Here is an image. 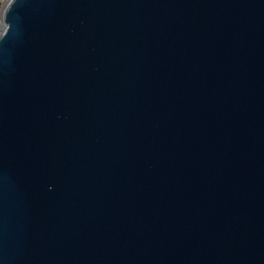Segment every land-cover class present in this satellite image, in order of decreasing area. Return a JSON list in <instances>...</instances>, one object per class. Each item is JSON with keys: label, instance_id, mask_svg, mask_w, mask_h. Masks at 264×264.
<instances>
[{"label": "water", "instance_id": "1", "mask_svg": "<svg viewBox=\"0 0 264 264\" xmlns=\"http://www.w3.org/2000/svg\"><path fill=\"white\" fill-rule=\"evenodd\" d=\"M0 264H264V0H9Z\"/></svg>", "mask_w": 264, "mask_h": 264}, {"label": "built area", "instance_id": "2", "mask_svg": "<svg viewBox=\"0 0 264 264\" xmlns=\"http://www.w3.org/2000/svg\"><path fill=\"white\" fill-rule=\"evenodd\" d=\"M9 0H0V18L2 17V12Z\"/></svg>", "mask_w": 264, "mask_h": 264}, {"label": "bare ground", "instance_id": "3", "mask_svg": "<svg viewBox=\"0 0 264 264\" xmlns=\"http://www.w3.org/2000/svg\"><path fill=\"white\" fill-rule=\"evenodd\" d=\"M2 18H0V31L2 30V28H3V22H2V20H1Z\"/></svg>", "mask_w": 264, "mask_h": 264}]
</instances>
